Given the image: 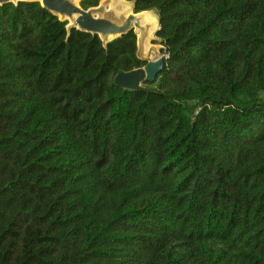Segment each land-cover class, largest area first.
<instances>
[{
	"label": "trees",
	"instance_id": "trees-1",
	"mask_svg": "<svg viewBox=\"0 0 264 264\" xmlns=\"http://www.w3.org/2000/svg\"><path fill=\"white\" fill-rule=\"evenodd\" d=\"M127 1L141 90L134 31L0 5V264H264V0Z\"/></svg>",
	"mask_w": 264,
	"mask_h": 264
},
{
	"label": "water",
	"instance_id": "water-1",
	"mask_svg": "<svg viewBox=\"0 0 264 264\" xmlns=\"http://www.w3.org/2000/svg\"><path fill=\"white\" fill-rule=\"evenodd\" d=\"M19 1H39L45 9L60 19L67 20L68 26L97 34L103 40L118 37L131 30L141 38L146 31V26L140 24L135 13L128 14L120 22L106 18L105 7L102 4L87 10L81 8L76 3L77 0H0V5ZM164 57L166 56L161 55L147 59L142 56L144 66L129 71L119 70L114 76V84L126 90H141L144 82L153 83L162 71Z\"/></svg>",
	"mask_w": 264,
	"mask_h": 264
},
{
	"label": "rangeland",
	"instance_id": "rangeland-1",
	"mask_svg": "<svg viewBox=\"0 0 264 264\" xmlns=\"http://www.w3.org/2000/svg\"><path fill=\"white\" fill-rule=\"evenodd\" d=\"M77 4L80 3V0L76 1ZM99 4L105 7L106 18H109L115 22H120L123 20L128 14L134 13L132 10V3L127 0H101ZM137 19L139 20L141 25L146 26V31L143 33L141 38L138 37V51L139 54L144 56L147 59H153L158 56H161L160 45L153 43L155 39V32L159 29V23L157 19V14L155 11L147 12L148 16H152L156 20V27L151 30V25L145 23L143 21V16L140 13H135Z\"/></svg>",
	"mask_w": 264,
	"mask_h": 264
},
{
	"label": "bare ground",
	"instance_id": "bare-ground-1",
	"mask_svg": "<svg viewBox=\"0 0 264 264\" xmlns=\"http://www.w3.org/2000/svg\"><path fill=\"white\" fill-rule=\"evenodd\" d=\"M142 16H143V21L145 22V23H148V24H150L151 25V30L154 28V27H156L157 25H156V20H155V18L154 17H150V16H148V14L146 13V12H143L142 13Z\"/></svg>",
	"mask_w": 264,
	"mask_h": 264
},
{
	"label": "crops",
	"instance_id": "crops-1",
	"mask_svg": "<svg viewBox=\"0 0 264 264\" xmlns=\"http://www.w3.org/2000/svg\"><path fill=\"white\" fill-rule=\"evenodd\" d=\"M150 12V11H149ZM147 13V12H146ZM140 14H142V13H140Z\"/></svg>",
	"mask_w": 264,
	"mask_h": 264
}]
</instances>
